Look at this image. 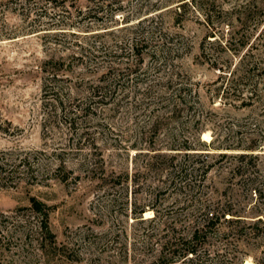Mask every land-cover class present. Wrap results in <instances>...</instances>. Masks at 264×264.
<instances>
[{
  "label": "rangeland",
  "instance_id": "374dc122",
  "mask_svg": "<svg viewBox=\"0 0 264 264\" xmlns=\"http://www.w3.org/2000/svg\"><path fill=\"white\" fill-rule=\"evenodd\" d=\"M184 1L0 0V264H150L207 205L234 215L201 264H264V75L214 66L264 68L263 0H220L232 26Z\"/></svg>",
  "mask_w": 264,
  "mask_h": 264
},
{
  "label": "trees",
  "instance_id": "16d2710c",
  "mask_svg": "<svg viewBox=\"0 0 264 264\" xmlns=\"http://www.w3.org/2000/svg\"><path fill=\"white\" fill-rule=\"evenodd\" d=\"M182 7H189L192 11L199 12L208 25H213V16L214 13H219V17L221 18L219 23L220 24H227L229 26H232L231 23H227L226 16L228 14V9H225L222 6V2L220 0H187L182 2ZM180 6V7H181ZM238 7V8H237ZM240 6L239 4L232 5L231 11H237L239 10ZM256 8L261 13L263 18H260L257 20L256 26L258 24H264V0L261 3V5H257ZM87 14L89 15L90 12L88 11ZM95 18H97L95 16ZM234 35V34H233ZM232 35V36H233ZM264 37V31H260L258 36ZM141 40L138 36H135L133 42H132V50L133 52L138 53L140 50L139 47L141 46ZM241 44L244 42H240ZM143 46V43H142ZM229 48V47H228ZM165 52H169V50H166ZM243 56L239 58V61L237 65L232 70H225L227 68H230L229 66H218V64H214L215 67H218L222 73L220 74V86L219 89L222 88L223 92H226L227 94H233L234 92L239 93L240 95H243L244 91L247 93H250L252 89H254V86L256 85V79L259 77H262L264 75V68L259 66V64L251 65L248 64L245 61H242ZM256 63V62H255ZM251 65V66H249ZM101 86H96V88ZM250 91V92H248ZM246 93V94H247ZM243 97V96H242ZM243 99V98H241ZM243 101V100H242ZM72 121H70L71 123ZM198 142L201 144H205L203 141H201L198 138ZM170 149H177L175 147L177 146H170ZM227 148L229 146H226ZM185 149H190L189 146L184 145ZM222 155H225V153H222ZM209 166H207L203 170V174L205 175ZM29 208L36 210L39 213L40 216V228L43 232L46 233V235L54 239V235L52 231L50 230L49 224H48V208L47 206L41 202L40 200L31 197L30 198V206ZM204 214L206 216L205 223L201 224V226H197L194 228L189 235L187 236H180L178 238L166 240L164 243L163 248H168L170 245H172L171 253H165V250L162 248L160 250V253L155 257V259L150 264H175L178 259L185 260L186 258L193 262L194 260H197L196 263L191 264H201L204 260H207L209 258H213L214 256L211 255V252L207 249L202 247V243H204L206 240H208L210 235H216L218 233V222L221 220H228L231 219L229 217H226V214L229 213L230 215H234L233 213H230L228 210H225L219 206L213 207V210L209 208V206H204L203 208ZM177 240V241H176ZM170 253V254H169ZM212 253L219 254V252L213 251ZM168 254V255H167Z\"/></svg>",
  "mask_w": 264,
  "mask_h": 264
},
{
  "label": "bare ground",
  "instance_id": "6f19581e",
  "mask_svg": "<svg viewBox=\"0 0 264 264\" xmlns=\"http://www.w3.org/2000/svg\"><path fill=\"white\" fill-rule=\"evenodd\" d=\"M203 138H204V139H208V138H209L208 134H207V133H204V134H203ZM245 264H248V262L246 261Z\"/></svg>",
  "mask_w": 264,
  "mask_h": 264
}]
</instances>
